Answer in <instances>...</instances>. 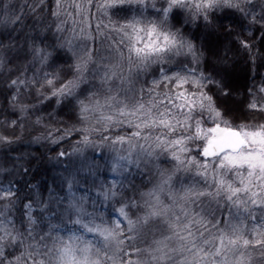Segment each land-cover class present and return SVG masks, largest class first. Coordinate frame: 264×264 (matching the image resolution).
I'll list each match as a JSON object with an SVG mask.
<instances>
[{
    "label": "clouds",
    "instance_id": "obj_1",
    "mask_svg": "<svg viewBox=\"0 0 264 264\" xmlns=\"http://www.w3.org/2000/svg\"><path fill=\"white\" fill-rule=\"evenodd\" d=\"M225 131L264 136V0H0V264H180L189 223L264 264Z\"/></svg>",
    "mask_w": 264,
    "mask_h": 264
},
{
    "label": "snow or ice",
    "instance_id": "obj_2",
    "mask_svg": "<svg viewBox=\"0 0 264 264\" xmlns=\"http://www.w3.org/2000/svg\"><path fill=\"white\" fill-rule=\"evenodd\" d=\"M213 152L222 153L224 161L229 165H246L249 169L259 168L264 171V136L259 133H248L245 137L239 133L225 131L210 141L209 149H206L205 154L209 155ZM172 228L178 242L174 251L182 257L180 264H216L220 256L229 248L236 246L241 239L235 235L236 230L233 229V237L229 238L221 234L218 241L214 242L209 249L193 238L191 223L173 224ZM203 243L208 244L209 241ZM242 244L248 245L249 240H242ZM167 249V241H162L158 249L161 252V258L167 255Z\"/></svg>",
    "mask_w": 264,
    "mask_h": 264
},
{
    "label": "trees",
    "instance_id": "obj_3",
    "mask_svg": "<svg viewBox=\"0 0 264 264\" xmlns=\"http://www.w3.org/2000/svg\"><path fill=\"white\" fill-rule=\"evenodd\" d=\"M226 218V214L220 216V220L223 221ZM131 255V253H130Z\"/></svg>",
    "mask_w": 264,
    "mask_h": 264
}]
</instances>
